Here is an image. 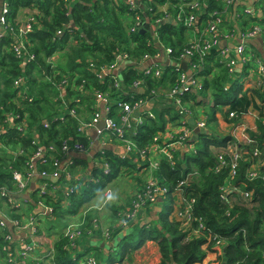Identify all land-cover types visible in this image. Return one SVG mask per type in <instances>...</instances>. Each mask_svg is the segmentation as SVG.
I'll return each instance as SVG.
<instances>
[{"label": "trees", "instance_id": "1", "mask_svg": "<svg viewBox=\"0 0 264 264\" xmlns=\"http://www.w3.org/2000/svg\"><path fill=\"white\" fill-rule=\"evenodd\" d=\"M8 2L11 16H14L19 8H35L41 28L34 27L33 32L27 36L29 41L27 49L34 57L29 62L19 63L14 58L9 50V38L0 42V128L4 131L0 134L1 185L15 189L12 186V172L22 171L28 156L37 150V145L31 143L33 133L37 135L39 145L46 149L50 146L56 149L55 152H46L45 159L51 156L63 158L60 149L62 142L66 140L90 148L91 141L85 134L78 132L79 110L76 111L77 117H72L61 101L64 98L58 86L63 79H66L68 84L76 79L77 85H83L87 94L81 96L80 106L83 102L88 108L94 105L91 90L108 94L113 102H132L134 98L147 95L149 90L167 89L177 84L174 66L183 62L179 55L184 49L182 34L183 31L186 32L181 25L162 21L157 29L158 43L150 44L149 30L142 33L130 30L128 15L131 12L121 0H8ZM139 3L141 8L138 11L142 19L150 22V15L156 11V0L151 3L139 0ZM207 5L208 11L221 10L220 4L209 2ZM170 12L174 14L175 10L171 8ZM156 17L162 18V13L159 12ZM205 17L202 16L201 19ZM59 31L62 32V36L57 35ZM164 48L171 50L168 55L172 65L164 66L159 80L129 65V61H140L144 56L154 58L159 55L160 49ZM124 54L127 55L128 61H123L126 63L118 71L119 89L115 88V80L112 77L107 76L100 82L96 78V72L115 62L117 56ZM214 56L215 52H212L203 63H200L201 67H198L197 78L201 82L199 92H182L180 98L192 110L194 107L204 106L208 123L216 122L217 113H221L226 123H237L238 118L245 114L248 108L258 111L255 120L257 133H251L253 142L250 146L241 148L243 155L231 183L232 188L248 193L249 199L241 201L234 192L226 194L225 199L221 197V187L228 176V168L216 170L218 164L216 153L220 149H225L233 139L231 137L213 139L209 134L195 133L196 141H192L194 152L180 156L175 154L172 165L165 158L161 159L153 176L161 187L166 188L170 199L177 182L185 177L189 179V183L182 190V195L185 200H194L192 216L202 220L203 234L188 238V232L180 229V223L172 217L173 207L169 206L157 213L154 220L147 224L133 223L122 237L121 232H116L117 238L112 240L110 247H104L106 251L101 252L103 248L95 247L98 252L95 257L97 264H121L125 259L130 260L132 252L147 242L157 245L160 256L157 264H207L218 257L221 259L220 264H264V182L261 179L264 171L256 169L255 165L264 158V87L256 88L252 85L253 90L249 94L253 95L247 96L240 84L246 73H236V77L231 81L226 69ZM123 62L118 61L119 66ZM190 62L199 64L194 58ZM186 69L188 70V67ZM18 76L26 78V100L17 97L16 90L12 87V80ZM135 81L142 82L144 94L141 95L138 90L131 88ZM66 94V100H69L75 93L70 92L67 86ZM160 98L163 99L159 96L158 100ZM153 102L157 107L161 103L159 111H154V119L145 118L136 135L129 136L139 148L149 145L155 134L163 130L167 122L173 123L178 119L170 103L158 102L157 99ZM68 105L72 106L70 103ZM224 107L225 111L222 110ZM111 109L114 111L115 106H111ZM230 112H234L237 118L230 119ZM8 114L19 116L14 121L25 124V135L11 127L7 120ZM254 149L261 153L254 157L252 153ZM18 150L23 154L18 155ZM133 158L137 160L138 156L134 155ZM95 159H102L108 165V173L93 165L89 169V175L96 181L84 182L83 190L76 189L68 197H65L62 191H57L53 197L47 196L44 202L53 210L49 216L52 220L62 222L67 217L76 216L82 207L120 174L122 169L136 168L135 161L119 158L106 149L103 153H98ZM224 159L229 163L227 155ZM79 166L86 169V161L74 159L73 166L68 169L73 174ZM35 167L37 171L52 170V166L47 162L37 161ZM251 168L260 173V177L252 181L247 179V172ZM65 184L74 186L73 181H65ZM232 198L237 202L228 203ZM66 202L67 206H62V203ZM194 225L195 223H192L191 227ZM215 238L222 240L221 252L215 246ZM85 241H78L77 247H68V240L61 232L50 253H46L49 255L41 260L32 261L31 264H79L85 252L82 246L88 245L82 244ZM2 245L3 241L0 238V248ZM91 250L92 248L89 249L90 252ZM2 256L0 251V257Z\"/></svg>", "mask_w": 264, "mask_h": 264}, {"label": "built area", "instance_id": "2", "mask_svg": "<svg viewBox=\"0 0 264 264\" xmlns=\"http://www.w3.org/2000/svg\"><path fill=\"white\" fill-rule=\"evenodd\" d=\"M121 1L131 12V14L128 15V18L130 19L128 20V24L132 32L142 31L145 28V25L149 24L145 31H150V44L158 43L157 29L162 21H170L174 24L181 25L187 32L191 35L193 34V38L188 40L183 51L179 55V58L182 59L183 62H189L188 71L186 72L182 70L181 64L175 65L174 71L177 74L176 86L167 89L160 88L158 90H149L147 95L134 98L132 102H113L108 94L91 90V95L94 98V106H92L91 115L86 120L79 122L78 132L84 134V131L87 129H95L97 138L101 139L103 143H106L111 136L116 137L123 144L124 155L120 156V158L124 159L127 156H132L133 153H137L143 162H148L149 168L156 170L161 159L165 158L172 165L174 162V153L179 150L181 151L184 146H190L192 144L193 133L191 129L186 127L185 122L181 119V117L185 118L188 113H190V109L188 105H185L184 102L181 101L180 96L182 92L186 91L199 92L201 83H199V78H197V73L199 71L198 67H201L200 63H203L205 58L212 52H215V60L220 64H223L227 69L231 81L236 77V74L234 75V73H236V68L239 64L241 67L245 68V71H247L246 76L248 78L252 75L255 76L253 80L250 79L254 87H264V58L256 59L254 57L255 54H253V52L243 43V41L259 35H262L264 39V24H259L261 18H258L252 9L238 8V11L235 10V7H239V5L245 0H156V11L150 15V22L142 19L143 17H141L138 11V9L141 8L139 0ZM147 1L150 3L153 2V0ZM157 1H162L163 3L159 4ZM209 2L220 4L221 10L208 11L207 4ZM68 4L69 3H67V5ZM27 8L30 7H24V10H22V16H24V18L21 20V15L17 17L18 12H21V8H19V11H17L14 16H11L8 0H0V42L5 38L10 39L9 50L19 63L33 60V54L27 49V44H29L27 36L33 32L34 27L37 29L41 28L39 20L37 19L38 14L36 9L30 8L34 10L33 13H30L25 10ZM171 8L175 10L174 14H171ZM159 12L163 14L162 18L156 17ZM230 15L234 16V24L240 22L242 19H246L248 23L246 25H235L234 31L232 32L218 30L219 24H221L222 21H226ZM202 16H206L205 19L201 20ZM57 35L62 36L63 34L59 31ZM234 38L239 39L240 43L233 47L229 45L225 47L220 46L221 40H226L230 43ZM70 42H72V40H70ZM160 51H162L167 57L164 62H157L159 55L154 58L144 56L140 61H129V65H133L135 68H139L144 74L155 80H159L162 76L164 66L172 65L168 55L171 50L169 48H164V50L160 49ZM192 58L196 59L199 64L191 63L190 60ZM118 61H128L127 55L124 54L123 56H117L115 62L111 63L109 66L100 68L96 72V78L100 82H102L107 76L114 78V86L117 89L120 87L117 76L118 71L120 70V67L124 66L126 63L123 62L121 66H119ZM253 62L257 64L256 71H254L255 73L251 68V63ZM115 76H117V79H115ZM247 77L245 78L244 76L242 78L240 82L241 87L243 86V83L247 81ZM67 86L70 92L75 93L69 100H66ZM12 87L16 90L17 97L22 100L27 99L25 77L18 76L14 78L12 80ZM58 87L63 98L68 101L67 104H64V108L72 117H77L76 111L77 109H81L79 108L81 107V96L87 94L83 89V85H77L76 79H73L69 84L66 79H63ZM131 88L134 90H144L142 82L140 81H135L131 85ZM160 95L166 102L174 107L177 113L178 119L174 124L178 123L183 127L179 133L175 134L176 137L171 132L165 135H163L164 133L162 135L158 134L153 137L152 142L149 145L144 148H139L131 139L126 137V133L130 130L141 127L145 118L154 119L155 116L151 112H141L144 114L138 115L135 118L133 117V114H139L144 106L154 105L153 100L159 98ZM68 103L72 106L70 107ZM111 106H115L114 111L111 109ZM18 117L19 116L17 115L8 114L7 120L11 127H15L18 132L25 134V124L21 121L19 123L14 121V119ZM233 117H236L235 113L230 112L229 118ZM204 119L196 122L195 129H205L206 122ZM102 120L104 121L103 129H97V125ZM167 124L168 126L171 125L170 127H174L173 123ZM3 132L2 128H0V134ZM37 139V135L33 133L32 144L37 145V150L35 153L28 156L22 171L15 170L12 172V186H14L15 189L0 184V238H2L3 241L0 251L3 254L2 264H25L29 258L30 260L38 261L46 257L43 256V252L40 251L41 247L38 240L40 227L38 222L41 217L45 214L50 215L53 210L45 204L44 199L47 196L49 198L53 197L57 191H62L63 195L68 197L76 189L79 191L83 190L85 186L84 182L96 181L89 174L83 175L79 171L78 173L74 172V175L70 173L68 168L73 166V162H69L67 166L63 167V162L69 155H86L90 148L84 147L80 143H70L66 140L62 142L60 149V154L63 158L59 159L51 156L50 158L48 157V159H45L46 152H55L56 149L53 146H50L47 149L44 148L39 145ZM17 154L21 155L23 152L20 151ZM225 155L229 157V163L225 162ZM242 155L243 151L237 145H234L233 147L227 146L226 149H221L216 153V160L218 163L216 170L219 171L223 167L228 168V176L221 187L222 199H225L226 194L230 192L237 193L241 201H247L249 199L248 193H243L234 187L232 188L231 185L236 176L238 162L242 158ZM253 156L255 157L257 154L253 153ZM154 157L158 158L154 159ZM96 160L97 167L102 169L104 173H108V165L103 162L102 159ZM37 161H41L42 163L47 162V164L49 163L52 166V170L50 172L45 170L37 171L35 167ZM258 177H260V173L254 168H251L247 172V179L250 181ZM61 178L63 181H61ZM151 178L150 181L153 180L154 183L148 182L145 189L136 194L135 198L132 199L126 209L120 210L115 214L116 222L112 225V228L106 229L102 232L106 238L114 235L117 231L125 232L137 221V218L142 211L155 205L159 199L168 196L166 188L161 187L153 177ZM261 179L264 182V175ZM34 180L39 182L36 191V199L34 201L38 212L25 218L22 217L21 214H15L18 213L21 204H16L14 200H12V196L25 191L28 185ZM188 180L187 177L182 178L175 186L176 188L174 189L172 196L177 194L179 200L176 205L177 208L173 212V218L180 223V229L182 231L188 232V238H191L201 236L203 234L204 226L200 218L197 219L192 216L194 200H185L182 195V190L189 183ZM65 181H73L74 186L70 187L66 185ZM235 202L236 200L233 198L228 200V203L230 204H234ZM62 206L66 207L67 202L62 203ZM192 223H195L193 227H191ZM99 230L100 225L97 222H94L85 234L88 235L87 237L91 236L92 238L95 232H98ZM12 232H17L19 236H21L19 242L12 235ZM83 234V230L79 227L70 225H68L63 232V236L68 240V247H77V242L81 241ZM25 241H27V244L23 248V242ZM221 244L222 240L215 238V246L218 247L220 252L222 248ZM64 249H66V247H64ZM40 254H42V258L36 257V260L33 259L35 255L39 256ZM85 264L97 263L95 259L87 258Z\"/></svg>", "mask_w": 264, "mask_h": 264}, {"label": "crops", "instance_id": "3", "mask_svg": "<svg viewBox=\"0 0 264 264\" xmlns=\"http://www.w3.org/2000/svg\"><path fill=\"white\" fill-rule=\"evenodd\" d=\"M235 8H236L235 9L236 11H238V8L239 9L240 8L252 9L254 11L255 15L258 18L263 19V21L262 22L260 21L259 24H264V0H245L243 3H241V5H239V7L236 6ZM20 15H23V11H21V12L19 11L18 14H17V17L20 16ZM203 19H205V18H202L201 20H203ZM169 23L174 24L173 22H169ZM225 23L227 24L226 25L227 27H229L230 25L233 26V24L235 23L234 16L230 15V17H228V19L225 21ZM247 23H248V21H246V19H242L240 22H238V23H236L234 25H237V24L238 25H246ZM186 32L183 31V34H182L183 43H185V44L190 39V38L187 37ZM239 43H240V40L237 39V38H234L230 43L227 42L226 40H221L220 46L221 47H225V46L229 45V46L233 47V46H235V45H237ZM243 43L246 45V47L249 50H251L253 52V54H255V56L259 57L260 59L264 58V46H263L264 39H263L262 35L256 36V37H254L252 39H249V40H245V41H243ZM55 57H57V56L55 55ZM166 59H167V57L164 55V53L162 51H159V58H158L157 62L158 63L159 62H164ZM246 72L247 71H245V68L241 67L239 64L237 65L236 73H244L245 74ZM118 75H119V73H118ZM138 91H139V94H141V95L143 93H145V90H142V89H140ZM158 99H157L158 102H164V100L162 98H160V100H158ZM209 101H210V99H209ZM257 103H259V102H257ZM160 108H161V103L158 104V107H157V105H152V106L147 105V106H144L142 108V110L139 112V114H133V117L136 118L138 115H143L144 113H141V112H145V113L146 112H151V113H153V115H155V112L159 111ZM88 109H89V111H88ZM198 109H200V108L194 107V109H193V111H195L196 114H197L196 117H187L186 118V120L189 123V128H193V127L195 128L194 123L196 122V120H202L205 117L203 114L198 115ZM84 110H86L87 114L86 113L85 114L81 113ZM222 110L225 111L226 108H222ZM91 111H92V108L91 107L88 108V106L85 105L82 102L81 103V109L79 110L80 118L81 119L88 118ZM248 113L250 114V112L247 111V112H245V114H243L240 117V119H241L240 122H237V123H226L225 121L223 122V125L228 127L229 130H230L229 135L225 134L224 131H221L220 129L216 128V126L220 125V116L222 118L221 113H220V115L217 113L216 118H218V120H216L215 123H211V124L207 123V128L205 127L206 129L200 130V132L205 133V134H209L213 139H215V138L216 139L217 138L220 139V138H224L226 136H230V137L232 136L235 140L239 141V140H241L243 134L245 133V129H246L245 128V124L249 123L248 121H246L247 118L250 117V116H248ZM164 119H167V118H164ZM175 122H173V124ZM167 123H169V122H167ZM167 123L165 124L163 130L158 131L155 134V136L158 135V134L162 135L163 133H164L163 135H165V134L171 132L176 137L175 134L179 133L180 130L182 129V127H183L182 125H180L178 123L174 124V127H170L171 125L168 126ZM217 123H218V125H217ZM240 125H242V126H240ZM247 128L250 131H252V132L255 131V127L252 128L251 126L250 127L247 126ZM137 130H138V128L133 129V133L131 132V134L136 135V131ZM195 131L196 130H194V132ZM84 134H85V137L91 141V147L89 149V152L86 155H82V154H71V155H69L68 158L63 162V167L67 166V164L69 162H74V159H83V160L86 161L87 168L86 169H82L83 167L81 166L82 167L81 168L79 166L77 168V170H75V172L79 171L82 174H84V173L89 174V169L92 168V166L95 165V164L97 166V160L95 159L96 155L98 153H101V152L105 151V149L110 151V152H112L115 156H117L119 158H120V156L124 155L123 144H122V142L119 139L111 136V137H109V139H108V141L106 143H103L101 141V139L97 138L95 129H87V130L84 131ZM239 145H241V144L239 143ZM193 152H194V145L193 146H189V148H188V146H184V148L181 149V151L180 150L176 151L174 153V155L178 154V156H180V155H183L185 153L191 154ZM133 156L134 155L127 156L126 158L130 159L131 161H135L134 163L137 165L136 167H137V169L140 170V172H139V174L135 173L134 175L135 176H139L140 173H144L148 169L145 168L144 165H142L143 168H140L142 166L140 164L136 163V161H138V160L133 158ZM256 169H258L260 171H264V160L259 162V164L256 166ZM121 174H123L122 170H121L119 175H121ZM114 182L115 181H111L110 183H108L106 185L107 187H105L101 192H99L95 196V198H93L88 204H86L84 207H82L80 209V211L78 213L79 216H77L78 214L76 216H73L75 218L72 219V220L77 221L78 217H79V220H80L82 218V216L87 215V214L93 215V216H97L98 214H100V216L101 215L105 216L106 214H108L105 210L113 211V214H114L115 210L112 209L113 207H110L109 205H106V206L104 205L105 204V200L106 201L108 200L107 202H109V197H111L110 188H112V186L114 185ZM38 186H39V182L34 180L28 185V187H27V189L25 191H23L22 193H19V194H14L12 196V200H14V202L16 204L17 203L21 204V207H20L18 213H15V214H21L22 217H27V216L32 215V214L34 215L36 212H38L37 208L35 207V203H34V201L36 199V191L38 189ZM142 186L143 185H141L140 187H142ZM138 190L139 189H137L135 191V193ZM165 197H168V196H165ZM163 198L159 199L157 201V203L155 205L149 207L148 210L146 209L143 213H141L140 217H138V220L136 222L141 223V224L142 223H146L147 224L150 221L154 220L155 215L162 210L159 207L158 204ZM172 199H174V201H172V203H175V205H177L178 200H179L178 195L177 194L173 195ZM98 202L100 203L99 205H98ZM172 207H173V204H172ZM176 208H177V206H176ZM174 210H176V209H174ZM49 216H51V214L50 215L45 214L42 218H47ZM106 216L109 217V215H106ZM112 217L114 218V215H112ZM172 217H173V215H172ZM113 218H112V221H113ZM72 220H70V221L72 222ZM126 231L128 232L129 230H126ZM124 233L125 232H121V237L125 235ZM12 235L19 242V239L21 238V236H19V234L17 232H12ZM118 237L121 238L120 236H118ZM116 238H117V235L113 239H116ZM145 245H148V246L153 245V248L155 247V249L152 252L153 253V257L150 258L149 261H146L147 264H157L159 262V259H160L159 252H158V249H157V245L155 243H153V242H147ZM87 246H89V248H92V249H94L95 247L99 246L101 249L103 248V250L101 252H103L104 250L106 251V249H104V247L107 248V246L104 244V242L100 241V239H98V237L95 236V235L88 240V245ZM87 246H86V248H87ZM40 251L43 252L42 254H44V250L42 249V247L40 248ZM47 255H49V254H44L43 256H47ZM143 260H145V259H143ZM142 262H144V261H142ZM2 263H3V259L0 258V264H2Z\"/></svg>", "mask_w": 264, "mask_h": 264}, {"label": "rangeland", "instance_id": "4", "mask_svg": "<svg viewBox=\"0 0 264 264\" xmlns=\"http://www.w3.org/2000/svg\"><path fill=\"white\" fill-rule=\"evenodd\" d=\"M24 10V7L21 8V11ZM27 10L28 12L30 13H33L34 10L33 9H30V8H27L25 9ZM19 11V10H18ZM161 15V14H160ZM163 15V14H162ZM24 18V16H20V19L22 20ZM223 20V19H222ZM261 22L263 21V19L260 20ZM170 22V21H168ZM204 24V23H203ZM227 24L225 23V21H222L221 24H219L218 26V30H222V31H228V32H232L234 31V28H235V25H230L229 27L226 26ZM263 26V25H262ZM185 32V31H184ZM186 35L188 38L192 39L193 38V34L191 35L189 32H186ZM185 46V43L184 45ZM256 59L259 58V57H256L254 56ZM217 61V60H216ZM218 62V61H217ZM187 63V62H186ZM185 63V64H186ZM219 63V62H218ZM223 65V64H221ZM186 67H189L188 66V63L186 64ZM224 67V65H223ZM225 68V67H224ZM251 68L253 69V72L256 71V68H257V64L255 62L251 63ZM226 69V68H225ZM227 71V69H226ZM255 73V72H254ZM227 74H228V78H229V73L227 71ZM236 73H234L235 75ZM247 76H245L246 78ZM255 76H250L249 78L247 77V81L245 83H243V86H242V91L244 93H246L247 96L252 97L253 94H249L253 88H252V83H251V80H253ZM251 79V80H250ZM241 82V81H240ZM199 83L200 80H199ZM250 83V84H249ZM253 93V92H252ZM158 99V98H157ZM164 102L165 99H163ZM63 105L64 104H67V101L65 99L61 100ZM185 105H188L186 103H184ZM189 106V105H188ZM259 107H261V104H258ZM81 108V107H79ZM197 108H200L198 109V115L200 114H203L204 116H206V111H205V108L204 106H199ZM225 108V107H224ZM263 108V107H261ZM190 109V108H189ZM63 111V110H62ZM248 112H250V114L248 113V117L246 121H248L249 123L245 124V133L243 134L241 140H235L233 138V142L231 144H228L227 146H231L233 147L234 145H237L239 146L240 148H244V147H248L252 144V136H251V133L252 131H250L247 126H251L252 128L255 127V120L257 119V116H258V111H254L252 110V108H248L247 110ZM81 113H86V110H84L83 112ZM87 114V113H86ZM220 115V113H218ZM91 115V112L89 114V116ZM188 116H192V117H196L197 114L195 111L192 110V108L190 109V113H188V115L185 117V118H182L181 119L185 122L186 126L188 127V129H191L192 133H193V136H192V139L193 141H195L194 139V134L195 133H202L200 132V129H195L194 127L193 128H189V123L188 121L186 120V118ZM237 116V115H236ZM88 117V116H87ZM241 117V116H240ZM233 118H237V117H233ZM87 119V118H86ZM86 119H81L80 116H78V121L79 122H82V120H86ZM218 120V118H216ZM231 119V118H230ZM240 118H238L237 122H240ZM198 120H196L197 122ZM196 122L194 123V126L196 124ZM205 122H206V128H207V121H206V118H205ZM223 118H221L220 116V125H217L216 128L217 129H220L221 131H224L225 134H228L230 133V130L228 127H226L225 125H223ZM211 124V123H209ZM242 126V125H240ZM220 127V128H219ZM205 128V129H206ZM194 130H196L194 132ZM204 130V129H203ZM26 131V130H25ZM131 132L133 133V130H130L128 133H126V136L129 138L131 134ZM253 133H257V130H256V127H255V131ZM26 134V132H25ZM24 134V135H25ZM226 137H230V136H226ZM216 139V138H215ZM219 139V138H217ZM222 139V138H220ZM133 141V140H132ZM32 143V141H31ZM239 143L241 145H239ZM190 146H193L192 144ZM189 148V146H188ZM227 148V147H226ZM225 148V149H226ZM221 150V149H220ZM218 150V151H220ZM245 150V149H244ZM21 150H18L17 153H19ZM189 152V151H188ZM252 153H256L257 156L261 153V151H258V150H253ZM133 155H137L138 156V161H136V163L140 164L141 166L144 165L145 168L148 167V170L145 171L144 173H140L139 176H135L134 174H139L140 170L137 169V167L133 170H125V169H122V173L121 175L117 176V178L115 180H112V181H115L114 182V185L112 186V188H110L111 190V199H109V202H107L105 200V206L106 205H109L110 207H113L112 209L115 210V211H120V210H123V209H126L127 206H129L130 202L132 201L133 198H135L136 194L141 192L142 190H144L145 187L143 186H146L148 182H152L154 183V181H150L154 176H153V170L152 168H149V165H148V162H143L142 159L140 158L139 154L137 153H133ZM245 156V155H244ZM158 157H154V159H157ZM264 158L261 160L263 161ZM259 164V162H258ZM258 164H255L256 166ZM147 165V166H146ZM137 166V165H136ZM81 167V166H80ZM82 168V167H81ZM140 168H143L140 167ZM83 169V168H82ZM124 170V171H123ZM78 173V171H77ZM81 173V172H80ZM82 174V173H81ZM86 174V173H84ZM83 174V175H84ZM141 185H143L142 187H140ZM107 187V186H106ZM139 189L136 193L135 191ZM235 199V198H233ZM236 200V199H235ZM172 201H174V199H170L168 197H164L160 202H159V207L162 209V210H165L167 207L169 206H172L173 204V208L176 209V205L175 203H172ZM107 202V203H106ZM237 202V201H236ZM235 202V203H236ZM100 203L98 202V205ZM173 209V210H174ZM108 214L106 215H109V217H107L106 215L105 216H100V214H96L97 216H93V215H84L82 216V218L79 220V217L77 218V221H74L72 219H74L75 217H67L66 219H64L63 222H60V221H56V220H52L50 217H47V218H40L39 219V227H40V230L38 232V240H39V244H40V247H42V249L44 250V254L46 253H50V250L52 249L53 247V244L54 242L59 239V234L62 232H64V229L70 225V226H75V227H79L81 230H83V238L81 240H86L85 242H82V244H87L88 243V240L91 238V236L87 237L88 235H86V231L92 226V224L94 222H97L99 225H100V230L98 232H95V236L98 237V239H100V241H103L104 244L107 246V247H110L111 246V243H112V240L113 238L115 237V233L114 235H111L109 238H106L102 232H104L106 229H111L112 228V225L116 222V218L112 217L113 214V211H108V210H105ZM145 211V210H144ZM144 211H142L141 213H143ZM116 212V213H117ZM141 213L139 214V217L141 215ZM79 216V214L77 215ZM97 217V218H96ZM113 218V221H112V218ZM27 218V217H25ZM110 218V219H109ZM108 219V220H107ZM72 220V222L70 221ZM138 220V218H137ZM113 222V223H112ZM64 223V225H63ZM128 230V229H127ZM118 232V231H117ZM27 244V241L23 242V248L24 246H26ZM82 248L84 249V256H82V258L79 260V264H85V260L87 258H93L96 260V255H97V250L96 249H92L91 252L89 251V249L91 248H86L85 246H82ZM155 249V247L153 248V245H144L142 248L140 249H137L135 250L134 252H132V254L130 255V260H123L121 264H147L146 261H149L150 258L153 257V250ZM158 249V248H157ZM89 252V253H88ZM43 254V255H44ZM36 257H39V258H42V254H40L39 256H34V260H36ZM2 258V257H0ZM145 259V260H143ZM33 260H30V258L26 261L25 264H31ZM144 261V262H142ZM221 263V259L220 257H218L215 261H208L207 264H220Z\"/></svg>", "mask_w": 264, "mask_h": 264}, {"label": "water", "instance_id": "5", "mask_svg": "<svg viewBox=\"0 0 264 264\" xmlns=\"http://www.w3.org/2000/svg\"><path fill=\"white\" fill-rule=\"evenodd\" d=\"M148 28V25H145V28H144V30H142V31H140L141 33L142 32H144L146 29ZM181 68H182V70H184V71H186V64H185V62H183L182 64H181ZM103 127H104V121L102 120L98 125H97V129H103ZM226 261V259H224V262Z\"/></svg>", "mask_w": 264, "mask_h": 264}, {"label": "clouds", "instance_id": "6", "mask_svg": "<svg viewBox=\"0 0 264 264\" xmlns=\"http://www.w3.org/2000/svg\"><path fill=\"white\" fill-rule=\"evenodd\" d=\"M112 197H109V199H111Z\"/></svg>", "mask_w": 264, "mask_h": 264}]
</instances>
